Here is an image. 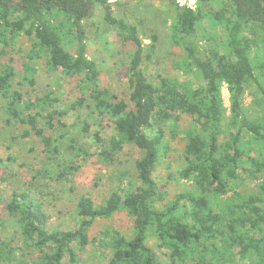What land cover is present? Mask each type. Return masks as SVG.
Returning <instances> with one entry per match:
<instances>
[{
	"label": "trees",
	"instance_id": "obj_1",
	"mask_svg": "<svg viewBox=\"0 0 264 264\" xmlns=\"http://www.w3.org/2000/svg\"><path fill=\"white\" fill-rule=\"evenodd\" d=\"M167 1L173 13L172 45L183 51L175 68L198 85L170 77L157 84L148 79L142 66L151 59L158 38L152 36L146 47L138 28L115 16L114 7L123 3L0 0V57L7 54L9 37L25 36L31 43L29 62L45 57L53 73L79 78L84 93L73 109L90 108L91 115L113 124L115 135L99 156L113 162L125 145L141 152L135 164L137 184L131 180L126 189L113 191L103 205L81 196L75 230L49 229L42 204L30 193L14 192L4 210L17 238L35 254L19 260L15 249L0 241V263L64 264L66 257L75 263L77 251L95 243L89 236L95 223L124 212L133 219L135 234L127 238L116 229L101 234V243L111 251L109 264H162L149 238L169 252L171 264H264V98L253 103L260 115L245 105L247 87L258 83L256 69L264 68L259 61L264 53V0H197L195 5L189 0ZM98 7L131 50L126 63L128 100L100 86L98 65L88 57L85 22ZM204 21L214 29L209 40H218V30L222 31L216 47L197 40ZM13 62L0 66L2 117L8 127H27L23 137L35 135L53 161L59 152L54 135L66 126L67 112L50 94L26 99ZM25 71L23 77L33 87L36 71L30 63ZM182 116L189 125L182 130L186 148L179 177L190 184L160 207L164 194L154 173L161 153L168 150L161 127L169 121L176 126ZM154 124L160 126V134L148 135ZM96 139L102 143L99 133ZM77 170L63 169L60 177Z\"/></svg>",
	"mask_w": 264,
	"mask_h": 264
},
{
	"label": "rangeland",
	"instance_id": "obj_2",
	"mask_svg": "<svg viewBox=\"0 0 264 264\" xmlns=\"http://www.w3.org/2000/svg\"><path fill=\"white\" fill-rule=\"evenodd\" d=\"M111 3H123L114 7L115 16L125 20L138 28L139 37L146 47L152 43V36H157L156 50L150 60L143 64L146 76L157 84L161 78H173L179 81H192L175 68L176 60L183 55L180 47L172 45V20L170 3L167 0H109ZM195 5L197 0H191ZM217 10V6L214 8ZM203 29L197 32V40L203 45L216 47L221 30H218V40L208 38L214 29L207 21L203 22ZM219 28H222L219 26ZM88 38V57L97 63L100 71V86L111 90L119 98L128 100L129 90L126 79V63L130 48L127 40L120 37L118 31L104 21V14L98 7L91 18L85 22ZM205 31V34L204 32ZM6 55L0 57V66L8 64L14 59L13 65L20 74L18 82L26 99L36 101L46 95H51L59 101V109L66 111L63 119L66 125L55 135L58 154L53 161H49L44 146L35 136L25 138L27 127L21 125L8 127L2 117L4 100L0 97V241H5L15 249L17 259H32L35 254L31 249L23 246L17 238L13 221L9 219L4 208L14 192H27L39 201L48 216L49 229L75 230L78 226L76 215L77 203L81 196H87L96 205H103L111 193L118 189L129 187L131 180L136 181L135 164L141 157V152L132 145H125L113 162L105 161L100 157L105 145L115 135L113 124L91 115L90 108L73 109L72 105L82 97L83 89L79 87V78H68L61 72L53 73L46 66L45 57L42 60L29 62L31 43L25 36L12 39ZM3 46L0 45V51ZM223 50V49H221ZM264 63V53L259 57ZM30 63L35 69L34 83L29 84L26 77L25 65ZM258 83L247 87L245 105L260 115L261 109L254 106L257 99L264 98V68L256 69ZM33 76V75H32ZM197 85L199 83H196ZM196 87V85H195ZM87 93V91H86ZM85 93V94H86ZM223 97L226 108H230L228 89L223 88ZM173 121L165 123L161 128L163 139L168 143V150L162 152L157 164L154 178L163 192L164 201L160 207L169 203L174 197L183 193L188 183L180 179L179 171L183 168L185 159V136L183 129L188 128L189 119L180 118L174 126ZM86 127L88 129L86 130ZM173 131H178L173 134ZM99 133L102 143H98L96 134ZM148 135L160 134V126L155 125L147 131ZM74 147V148H73ZM81 151V153H80ZM72 166L78 167L73 175L64 173L63 169ZM40 172V176L36 173ZM126 176L125 180L123 177ZM123 183V184H122ZM135 223L127 213L120 212L110 220H98L89 232L90 240L95 241L85 249L77 251V261L72 263L66 257L64 264H109L111 251L102 244L101 234L107 230L116 229L127 238H133ZM148 244L152 247L162 264H171L169 252L157 248L155 238H149ZM4 264V263H0Z\"/></svg>",
	"mask_w": 264,
	"mask_h": 264
},
{
	"label": "built area",
	"instance_id": "obj_3",
	"mask_svg": "<svg viewBox=\"0 0 264 264\" xmlns=\"http://www.w3.org/2000/svg\"><path fill=\"white\" fill-rule=\"evenodd\" d=\"M189 1H191V0H189ZM185 2H186V1H184V2H181V1H180V4L183 5V3H185ZM190 3H191V2H190ZM225 87H226V85H225ZM226 88H227V87H226Z\"/></svg>",
	"mask_w": 264,
	"mask_h": 264
}]
</instances>
